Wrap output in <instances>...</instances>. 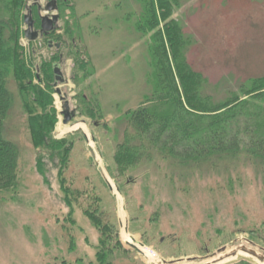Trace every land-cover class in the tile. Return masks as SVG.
<instances>
[{"label":"rangeland","instance_id":"obj_1","mask_svg":"<svg viewBox=\"0 0 264 264\" xmlns=\"http://www.w3.org/2000/svg\"><path fill=\"white\" fill-rule=\"evenodd\" d=\"M49 1L25 0L17 43L31 62L33 82H39L42 61L59 64L64 82L57 92L53 75L52 137L65 142V158L32 145L10 79L13 100L3 133L17 146V178L14 188L0 190V264H99L98 251L112 264H152L124 238L112 184L132 243L155 251L159 264L178 258L172 264H208L240 245L261 252L264 165L242 156L186 168L154 153L129 170L116 168V145L130 130L126 114L152 87L149 36L135 29L138 0L56 4L53 31L28 40L23 16L30 11L40 29L41 16L51 13L44 10ZM172 17L189 39L186 62L205 78L204 90L214 99L264 76V0H178ZM64 112L71 116L65 122ZM77 123L88 134L72 128ZM58 126L71 129L59 134ZM86 211L98 216L100 227Z\"/></svg>","mask_w":264,"mask_h":264},{"label":"trees","instance_id":"obj_2","mask_svg":"<svg viewBox=\"0 0 264 264\" xmlns=\"http://www.w3.org/2000/svg\"><path fill=\"white\" fill-rule=\"evenodd\" d=\"M54 1L63 5L73 0ZM177 1L138 0L140 13L135 29L149 36L152 87L139 106L126 114L130 130L124 131L116 145V168L129 170L151 160L154 153L186 168L216 166L242 156L253 164L264 165V76L251 78L237 91L214 99L204 90L205 78L184 58L189 39L180 22L172 17ZM24 3L25 0H0V190L14 188L17 178V146L3 133L13 100L8 88L10 79L20 97L32 145L65 158V142L52 137L57 121L51 105L52 65L42 61L39 82H33L31 62L17 43ZM65 27L67 30L68 25ZM40 158L38 155L36 159L38 170ZM86 214L100 227L95 213ZM106 255L98 251L96 261L112 264Z\"/></svg>","mask_w":264,"mask_h":264},{"label":"water","instance_id":"obj_3","mask_svg":"<svg viewBox=\"0 0 264 264\" xmlns=\"http://www.w3.org/2000/svg\"><path fill=\"white\" fill-rule=\"evenodd\" d=\"M45 9L47 11H50V10H54L55 9V6L53 5L52 2H49L45 5ZM29 10V9H28ZM24 18V21L25 23L27 24V27L28 29H26L24 31V34L26 35V37L30 40L32 39H35L37 37V31L33 30L32 29V25H33V20L31 19V13L30 11L25 14L23 16ZM58 19V15L56 13H51L50 15H45V16H41L40 18V33H46L48 31H51L54 27H55V23ZM49 42H51V40H49ZM56 46H59V43L56 44ZM53 73H54V82H53V85L56 87V91L57 92H60V90L57 88V84L58 82L60 83H63L64 82V78L62 76V73L59 69V66L55 63L53 65ZM67 104V103H66ZM67 108V107H66ZM71 116H69L66 112H64V122L66 120H68ZM126 230V228H125ZM128 244L132 247V248H137L135 246V244L133 243H129ZM225 248H223L224 250ZM239 250L243 253H246L247 255H244V254H239ZM234 257L236 256V258L234 259H230V260H227V261H221L220 259L218 261H214V263H217V264H234V263H237L238 261L240 260H245L249 263H252V264H257V261H260V262H263L264 263V252L262 255H259L257 254L253 249H249L247 247H244V246H239L238 249H234L232 250L230 253H227V256L226 257ZM225 257V258H226ZM256 258L257 261H255ZM196 258L195 257H187V261H194ZM165 261V260H163ZM182 259L178 258V259H175V260H170L168 261L169 264H172V263H179L181 262Z\"/></svg>","mask_w":264,"mask_h":264},{"label":"bare ground","instance_id":"obj_4","mask_svg":"<svg viewBox=\"0 0 264 264\" xmlns=\"http://www.w3.org/2000/svg\"><path fill=\"white\" fill-rule=\"evenodd\" d=\"M72 128H83L85 133L88 134V130L86 128V126L82 123H77L75 124L74 126H72ZM58 129H59V134H62L64 132H66L67 130L71 129L67 126H58ZM112 188H113V191L116 193L117 197H118V200H119V213H120V216L122 218V221H121V224L122 226L124 227L123 228V236L124 238L126 239V241H128L129 243H132V238L131 236L127 233V231L125 230V226H124V215H125V212H124V209L122 207V199H121V196L119 195V193L117 192L116 188L114 187V185L112 184ZM135 246L138 247V249L141 251L142 255L145 256L148 260L149 263H152V264H159V262H162L161 258L155 253L153 252L152 250H150L149 248H147L145 245L143 244H140V243H135ZM239 254H244L243 252H238ZM246 255V253L244 254ZM236 258V256L234 257H226L224 259H220L221 261H227V260H230V259H234ZM253 259L256 260V258L253 257ZM218 263V262H217ZM217 263H214V262H211V263H208V264H217ZM257 264H264L263 262H260V261H257Z\"/></svg>","mask_w":264,"mask_h":264},{"label":"flooded vegetation","instance_id":"obj_5","mask_svg":"<svg viewBox=\"0 0 264 264\" xmlns=\"http://www.w3.org/2000/svg\"><path fill=\"white\" fill-rule=\"evenodd\" d=\"M32 29L35 30V31H37V33H38L37 36L38 37H44V36L48 35L47 32L46 33H44V32L43 33H40L39 29L38 30L37 29H34V23L32 25ZM49 40H51V42H49ZM51 45H52V39H48L47 40V46L50 47Z\"/></svg>","mask_w":264,"mask_h":264}]
</instances>
